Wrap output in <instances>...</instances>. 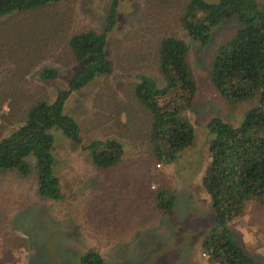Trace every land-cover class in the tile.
I'll use <instances>...</instances> for the list:
<instances>
[{
  "label": "rangeland",
  "instance_id": "374dc122",
  "mask_svg": "<svg viewBox=\"0 0 264 264\" xmlns=\"http://www.w3.org/2000/svg\"><path fill=\"white\" fill-rule=\"evenodd\" d=\"M114 1L116 21L106 38L113 72L73 92L65 113L79 123L84 144L113 138L123 144L124 154L114 167L102 169L89 151L52 130L61 201L40 196L33 174L0 170V264H80L90 249L104 264H219L201 247L214 220L201 178L210 162L208 121L217 117L239 125L254 105V98L229 102L210 82L211 59L238 26L237 19L216 26L202 45L180 25L188 0H61L1 17L0 139L23 124L29 105L52 102L58 90L67 88L81 66L69 37L88 29L102 33ZM167 36L188 46L198 90L186 112L194 142L165 164L152 152L150 115L131 91L137 75L162 85L157 48ZM44 69H56L57 78L41 80ZM161 189L175 195L171 210L154 205ZM229 227L247 255L264 262V202H248Z\"/></svg>",
  "mask_w": 264,
  "mask_h": 264
},
{
  "label": "trees",
  "instance_id": "16d2710c",
  "mask_svg": "<svg viewBox=\"0 0 264 264\" xmlns=\"http://www.w3.org/2000/svg\"><path fill=\"white\" fill-rule=\"evenodd\" d=\"M61 0H0V18L31 11ZM118 4L110 6L102 33L93 29L72 34L68 46L80 68L67 88L58 90L52 102L28 106L22 125L0 139V170L33 174L37 193L53 201L64 194L54 172L52 130H59L75 146L89 151L92 163L102 169L114 167L124 154L123 144L113 138L83 143L79 123L65 113L70 95L96 77L112 74L106 56L107 34L116 21ZM238 26L216 48L210 62V82L229 102L254 98V105L239 125L217 117L207 123L211 139L210 162L201 178L209 196L213 224L201 247L219 264H264L249 257L234 237L229 224L241 215L248 202H264V4L257 0H188L180 16L182 29L202 45L209 43L212 30L228 19ZM162 85L146 75H137L132 96L150 115L149 140L152 152L162 163L175 161L196 137L186 112L194 103L198 86L188 61V46L176 37H164L157 48ZM41 80L57 78L56 69H44ZM29 158L34 159L30 164ZM175 195L169 189L156 192L154 205L160 211L173 208ZM80 264H104L102 256L89 250Z\"/></svg>",
  "mask_w": 264,
  "mask_h": 264
}]
</instances>
